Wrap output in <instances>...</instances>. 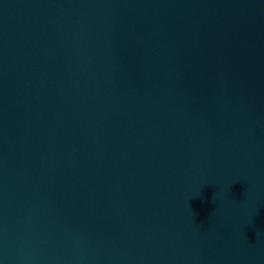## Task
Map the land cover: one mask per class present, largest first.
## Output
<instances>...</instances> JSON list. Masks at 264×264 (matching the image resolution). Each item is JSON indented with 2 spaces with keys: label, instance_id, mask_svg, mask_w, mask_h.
Masks as SVG:
<instances>
[{
  "label": "water",
  "instance_id": "1",
  "mask_svg": "<svg viewBox=\"0 0 264 264\" xmlns=\"http://www.w3.org/2000/svg\"><path fill=\"white\" fill-rule=\"evenodd\" d=\"M0 264H264V0H0Z\"/></svg>",
  "mask_w": 264,
  "mask_h": 264
}]
</instances>
